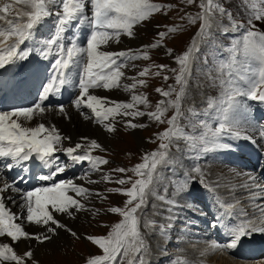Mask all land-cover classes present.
<instances>
[{"label":"snow or ice","instance_id":"6c2138e0","mask_svg":"<svg viewBox=\"0 0 264 264\" xmlns=\"http://www.w3.org/2000/svg\"><path fill=\"white\" fill-rule=\"evenodd\" d=\"M91 5V17L84 15L86 0H61V10L56 13L57 31L56 33L44 41L49 47H58V58L53 64L54 75L49 78V81L43 85V90L40 93L39 101L32 107L19 108L13 111L0 112V157H10L16 161H27L35 155L47 166L54 170L48 176H41V180H50L58 173L65 171V166L54 164V154L57 151V145L62 139L55 126L46 127L45 124L39 123L35 127H25L18 120L23 118L25 121H31L35 116L42 115L49 109L43 106L45 100L50 95L59 93L61 87L71 82L70 76H66V70L72 64H79L80 57L86 55L83 60V73L79 76V94L74 101L77 109L81 105L91 109L98 123L109 121L104 127L108 132H114L115 127L112 121L118 115L131 116H148L149 119L159 123H167L168 128L159 133L158 137L161 140L158 150L146 154L143 157V162L137 164L132 171L138 179L132 181L128 179H118L115 181L118 184L132 183V187L127 190L114 189L113 191L120 192L128 197L126 207L118 206L111 207L109 211L114 214H119L122 220L116 223L107 236H85L84 238L92 244L98 246L103 254L92 255L86 260V264H123V259H127V264H145L143 254L147 252V245L144 236L140 231V220L137 212L144 208L147 204L149 195H156L154 185L160 183L164 178L159 172L162 165H167L171 162L169 149L179 140H184L190 147L196 148L203 145V151H210L212 148L219 147L228 149L230 145L219 144L218 139L223 134L234 135L236 138L241 137L240 125L247 122L246 110L242 108L237 97L246 96L253 100L264 102V33L254 31L255 25L252 20H264V0H242V4L247 5L252 10L251 16L248 19V24L251 26L242 42L234 44L230 50V58L227 62L220 63L216 71L220 74L217 78L210 79L213 83L219 79L222 92L219 98H209L208 108L214 109L217 113L218 127L214 129L209 127L204 121L198 120V113L195 108H188V116L182 109V102L186 97L189 78L192 75V62L199 57L196 53L200 51L199 42H209L212 35L211 29L214 25L221 26L217 20V15L227 17L233 29L243 27L237 23L232 14L223 7L218 0H200L201 12L197 13L196 17H189L190 23H195L200 20L202 23L197 33V38H194L191 45L181 54L175 57L176 63L179 65V70L172 69L176 73L175 81L179 85V90L169 87L168 91L157 89L165 98L176 93L175 99L160 100L155 111L142 112L136 107L143 104L148 106L149 102L146 97L140 95L132 96V103L127 102H111L113 106H106L109 102L106 98L97 97L89 93V89L100 88L112 89L120 87V80L124 73L121 68L123 64L117 63L119 57H129V52L121 51L114 53L110 51H101V46H106L110 40L118 42L119 36L125 34L129 37L134 36L133 28L135 25L148 20L154 12L159 11L162 7L160 4L152 3L151 0H87ZM195 0H187V3H194ZM32 11L24 13L27 16V22L21 24L20 15L9 19L8 13L11 5L6 4L0 7V21L6 23V27L0 25V68L12 62L14 59H25L28 55L27 51L20 50V45L29 40L32 36V30L37 26L42 19L48 17L50 9L48 0H24ZM87 21L91 28V34L87 39V47H79L72 43L70 47H65L61 40L68 25L74 21ZM177 31L176 27L168 29V32ZM227 31V29H225ZM160 40H163L167 35L165 32H160ZM15 38V42L8 44L10 38ZM199 41V42H198ZM160 41L147 45L145 47L158 48ZM171 54V50H169ZM129 58L135 59L133 55ZM144 59H148V55L144 53ZM205 63L207 60L205 59ZM159 68L165 66L160 65ZM148 68H145L139 73L141 77L147 75ZM225 74L227 79H225ZM159 75V72H157ZM164 79H168L167 76ZM144 80H138L133 84L124 85L125 90L135 89L137 84L144 85ZM168 108H173L174 114L166 121L162 119ZM59 111L65 112L63 106H60ZM206 114V113H205ZM15 118V119H14ZM89 117H85L88 119ZM186 119L187 127L192 128L191 134L185 131V127L181 126L179 121ZM126 127L135 129L145 127L146 125L133 123L131 120L126 121ZM203 126L207 131H201L196 135V129ZM259 135L264 139V128H261ZM244 139H252L250 136H244ZM81 139L87 140V137ZM211 145V148L209 147ZM84 146L77 143L75 147H69L65 151L75 162L88 161L93 169L99 170V165L107 164L108 161L90 155L91 149H100L101 145L96 140H91L88 149L83 154L77 153V150ZM102 150V149H101ZM12 167V165H8ZM114 171L126 172L124 168H118ZM200 173V168L194 169ZM104 180H110V177L104 176ZM188 179H192L191 176ZM248 180L251 184L245 183L244 188L259 189V193H253L252 199H261V193H264V188L257 182V178L248 175ZM94 183L95 181H90ZM12 190L19 192L13 184L5 183L0 187V237H8L13 242L23 239H35L41 243L50 241L52 236L56 234L58 228L65 229L73 237H77V233L66 225L60 223L54 218L53 212L67 214L71 216L72 209L82 210L85 205L73 196L68 195L69 190L76 193L77 196L87 197L89 190L84 187H78L72 181H61L52 183L51 186L39 187L33 191L22 193V203L20 207L26 210V220L29 223L46 227V233L32 234L25 231L21 223H17L18 219H22L23 215L17 216L11 213L5 206L3 193ZM163 200L164 197L160 196ZM172 204L173 201H168ZM236 204H227L226 213L234 214L233 210L237 207ZM128 205H134L128 207ZM245 219L235 225L229 233V240L226 243L212 241L205 252L201 255H206L209 252L218 250L227 251L237 247L242 238L251 235L252 233H264V204H259L253 213V217H249L243 209L240 210ZM256 212L259 216H256ZM155 221L146 219L144 227L153 228ZM54 226V227H53ZM161 234H165L164 227L161 225ZM32 251H26L23 255H18L12 245L9 243L0 242V264H25L26 259H31ZM177 264H189L188 261H178Z\"/></svg>","mask_w":264,"mask_h":264},{"label":"rangeland","instance_id":"374dc122","mask_svg":"<svg viewBox=\"0 0 264 264\" xmlns=\"http://www.w3.org/2000/svg\"><path fill=\"white\" fill-rule=\"evenodd\" d=\"M151 2L160 4L164 7H162L159 11L154 12L148 20L135 25L133 28L134 36L130 41L131 44L124 45V49H126L125 52H129V57L134 55L136 58H117V63L124 65V67L121 68V71L124 73V75L120 80V95H115L113 91L114 88L110 90L105 89L108 92L107 96L109 99L120 100L123 95L128 98L127 103L133 102V95L146 97L149 102L148 106L143 104L136 106L139 111L142 112L155 111V106L160 100L175 99V92H173L171 97L165 98L156 90L163 89L164 91H168L170 86L177 91L179 90L180 86L177 85L175 81L176 73L172 71V69H176L177 72L179 70V65L176 63L175 57L181 55L191 45L193 39L197 37V33L202 23L200 20H196L195 23L189 22V17H196L197 13L201 12V8L199 6L200 0H195V2L191 4L187 3V0H151ZM218 2L223 7H225L232 14V18L237 23L242 24L243 27L233 29L227 17L217 15V20L221 26L217 27L215 25L216 28L211 29L212 35L209 42L198 41L201 52L196 53L197 57L199 58L192 62V75L189 78L186 97L182 102L181 109L185 113V116H188L189 114L187 109L190 107L195 108L199 114L198 117H200V120L207 123L208 126L213 129L215 127H212L211 124L214 123L205 117L217 119V113L214 109L208 108V101L209 98H219L222 92V87L220 86L219 79H216V82L213 83V80L210 79V76L212 78H217L220 75L216 71L217 66L220 63H224L229 60L230 50L234 44L243 41L247 30L251 27L248 24V19L250 18L252 12V10L247 7V5L242 4V0H218ZM60 3L61 0H48V4H50L48 7L51 14L48 17L42 19V21L34 27L31 38L24 43L28 52L27 57L38 60L41 50L47 54H57L52 52L58 47L54 45L49 49V47L45 45L44 41L51 38L57 31L56 25L58 17L56 13L59 12L58 7H60L57 4ZM86 3L88 2L86 1ZM6 4L11 5L8 13L9 19H13L19 14L21 17L19 22L21 24L27 22V16L23 14L32 11V9L28 4L24 3V0L23 2H18L17 0H0V7H3ZM85 10L87 11L86 16L90 18V3L85 4ZM220 21H222L227 26L221 24ZM2 22L4 21H0V25L5 24V22ZM252 24L255 25V28L253 29L254 31L264 33V20L258 21L253 19ZM46 25H52V28L49 30L46 28ZM172 27H176L177 31L168 32V29ZM225 29H227V32H224ZM88 31L89 30L82 29L81 32L85 34ZM160 32L167 33L163 40H160L158 35ZM136 35L138 38L137 44L139 47H137L138 45L136 44L135 48L131 47V45L136 40ZM140 40L144 41V44ZM157 41H160V47H145L147 45L156 43ZM61 43L64 44L63 39L61 40ZM109 43H111V47L107 48V51L114 53L121 52L119 49V40L117 42L114 38L113 40H110ZM84 47H87V44H84ZM104 48L105 46H101V50ZM169 50H171V54H169ZM145 52L148 55V59H144ZM205 59L207 60V63H205ZM160 65L165 67L161 69L158 67ZM145 68H148L149 72L147 75L141 77L139 73ZM157 72H159V75H157ZM165 76H167L168 79H164ZM224 78H228L226 74ZM138 80H144V85L137 84L135 89L125 90L124 85L130 86ZM237 99L242 108L246 110L247 113V122H242L240 125V130L241 128L244 129V132L241 131V136L252 137L251 140L253 142L250 144L256 149L264 148V139H261L259 135L261 128H264V107H262L256 100L250 99L246 96L237 97ZM174 111L175 110L173 108H168V111L162 119L166 121L174 114ZM88 117V119L84 120L95 127L94 132H92L93 138L89 139L87 137L88 141L91 142V140H96L101 145L100 149H91L90 155L103 158L107 160L108 163L99 165L100 171L97 172L96 170V172L92 174L91 177L81 174L79 182L89 190L87 197L77 196L76 193L73 192V197L85 205V209L83 210L84 214L78 216L74 222L71 221L74 220L72 219L75 216L73 214L71 216L67 215L65 219H71L68 222L73 226L78 227V229L74 227L77 231L72 229L77 233L78 238L73 237L68 231L65 230L68 237L60 242H56V244L50 246V248L48 244L50 241L41 243L35 240L34 247L41 246L39 249L40 251H38L36 255L34 254V248L15 250L18 255H23L29 250L32 251V258L26 259L25 264H86V260L92 255L103 254L102 250L98 246L92 244L84 237L86 235L107 236L112 230L113 226L122 220V217L119 214L111 213L109 209L116 206L125 208L128 197L113 190L130 189L132 187V183L128 182L121 185L115 181L121 178H131L132 181L138 179L139 177L135 175L132 169H134L137 164L142 163L143 157L146 154L151 153L153 148L159 147L161 140L159 139L158 134L165 131L169 127L166 122L159 123L155 120L149 119V117L146 115L135 118L121 115L120 118L115 117V119L112 121L115 131H107L104 134L94 123L93 115L91 114ZM129 120H131L133 123L146 126L135 129L128 128L126 127L125 122ZM185 121L186 119H181L179 121L181 126H184L182 124ZM213 121L217 122L218 126V120ZM184 127L185 131L191 134V132L188 131L187 125ZM81 131L83 130L80 129V132ZM135 131H139L143 139L146 140L147 148L145 150L138 148V145L136 142H134V139L132 140V132L134 133ZM99 132L101 136L97 138V133ZM195 134L199 135L200 132L196 130ZM60 135L61 137H65L64 134ZM232 136L234 135L223 134L219 137L218 143L230 145ZM239 139L244 138L240 137ZM62 140L69 143L68 145L71 144L69 139ZM77 142L84 144V142H80L79 140ZM73 146L74 144H71V147ZM209 147L211 148V145H209ZM238 147L240 150H247L245 146L239 145V143ZM202 148L203 145L192 148L184 140L176 141L169 149L171 162L167 165H162L159 168V172L164 179L160 183L154 185V191L164 197L163 200L160 199L162 203V209L160 211L157 210V208L148 209L146 214H148V216L150 214H154L155 216L157 215V220L163 221L162 226H172L165 228V230L168 232L167 236L169 239V244L165 246L166 249L164 252L161 251L163 246L159 248V245L156 241H152L151 244L150 238L144 234L142 230H140L147 245V252L143 254L145 264L154 263L155 261L157 264H177L178 261H188L189 264H213L212 259L214 256L216 257L214 264H244L245 262L246 264H255L258 262H264L263 255L254 259L241 258L239 259V261H241L236 263L235 256L229 253L231 249L227 251H220V256H218V251L214 253L209 252L205 258L203 257L204 255H201V253L205 252L206 248L209 247L211 241L207 240L203 243L202 248L205 250L198 249V244L196 243L198 226L190 221V210L185 207L184 204L179 202L183 200L182 193L185 190L193 189L198 185L200 173L204 171L202 167L204 162H200L198 159L200 157L206 158L210 155L207 153V151H203ZM230 148L233 150L231 145ZM222 149L223 148L215 147L212 148L211 152H214L215 155L222 154L226 150ZM60 158L62 161L64 159H71L68 154L62 155ZM249 160L252 161V159ZM197 167L200 168V173L194 171V169ZM118 168H124L127 171L123 173L114 171ZM104 173L111 175L110 180L99 181ZM189 176H191L192 179H188ZM90 181L95 182L91 183ZM231 181L232 182L230 183L234 184V187L238 189V184L236 183L237 181H234V179H231ZM218 193L219 190L212 192V190H206L205 186L203 188V196L206 197V202L209 204L208 211H212L213 213L217 212L219 209L217 203L222 206L219 201L220 198L217 197ZM235 193L237 192L234 191L229 194L231 197H234L236 201H243L242 198H239L242 195L240 193ZM247 195L248 194H244L243 196ZM248 199L249 197H245L244 202H241L239 207L240 209L242 208L249 216L253 217V213L257 205H254L255 201H252V198H250L252 201L251 205L253 206H249V203H247ZM92 200L93 203L90 202ZM151 200H153L152 197ZM168 201H173L174 203L170 204ZM262 203L264 204V202ZM131 206L134 205H128V207ZM145 209L146 206L137 212L139 220L140 215ZM159 212L160 214H158ZM256 216H259L258 212H256ZM231 221V219H225L224 221L225 226H229L230 229L235 226V223L234 225H231ZM160 226V224L158 225L155 223L154 227L157 228ZM154 227L149 229L151 234H160L161 232L154 229ZM194 228L196 230H194ZM57 232H59V229L56 230V233ZM209 235L214 237L215 241L217 242H221L222 240L219 238V235L215 236L214 231L212 234L209 232ZM204 244H207L208 247H205ZM224 254H226L227 257L224 256V258ZM122 259L123 264H127V259Z\"/></svg>","mask_w":264,"mask_h":264},{"label":"bare ground","instance_id":"6f19581e","mask_svg":"<svg viewBox=\"0 0 264 264\" xmlns=\"http://www.w3.org/2000/svg\"><path fill=\"white\" fill-rule=\"evenodd\" d=\"M17 1L23 2V0H17ZM48 6H50V4H48ZM86 14L87 11L84 10V15L86 16ZM83 24H85L86 29L89 30L85 34L81 32ZM3 26L6 27L7 26L6 23L3 24ZM46 28L50 30L52 28V25H46ZM212 28H216V26L214 25ZM65 34L70 35L63 37L64 41H66L67 43V45H65L66 47H70L72 43L77 44V46L79 47H84V44H87V39L91 34V28L87 23V21L84 20L74 21L70 25H68ZM131 39L132 37H129L125 34H121L119 36L120 51H126V49H124L125 48L124 45L131 44L130 42ZM140 41L144 44V41L142 40ZM14 42H15L14 37L10 38L7 41L9 45ZM137 42H138V38L136 35V40L132 43L131 47L136 48L135 45L137 44ZM25 46H26L25 44L20 45V50L27 51ZM0 47H2V45H0ZM110 47H111V43L108 42L105 48L101 51H107V48ZM137 47H139V45ZM57 58H58V54L47 55L43 52V50H41V54L38 60L33 59L31 57H26L25 59L17 58L14 59L12 62L6 64L3 68H0V91L2 92V94L0 95V112L13 111L19 108L32 107L36 103L40 102L39 96L43 90V85H45L49 81V78L52 75H54L52 66ZM77 59H80L81 62L79 64L70 65V68L66 70L65 73L66 76H70L71 82L65 84L60 89L64 91V94L61 97L60 102L63 103L65 112L61 113L59 111L60 105L56 104L54 101H51V98L54 99L57 97L56 96L58 94L57 93L54 95H50L49 98L44 101L43 106L49 109L44 114L35 116L31 121H25L23 118H20L18 122H20L25 127H35L39 123H43L45 124L46 127L49 128L55 126V128L59 131L60 134H64L65 137L69 138L71 144H74L73 147H75V145L78 143L77 142L78 140L80 142H84V144H82L84 147L80 150H77V154H82L86 149H88V145H90V141H88V139L84 140L80 138L88 137L89 139L90 138L92 139L93 138L92 132H94L95 129V127H93L92 125H90L88 122L85 121L86 120L85 117L86 116L88 117L89 115L92 114L94 117V123L97 125V128H99L102 132L106 130L104 125L108 124L109 121L98 123L91 109H88L84 105H81L80 109H77L75 107L74 101L79 94V86H78L79 76L80 74L83 73V60L86 59V55L83 56V59H81L80 57H77ZM113 91L115 95H120L119 92H121V87L114 88ZM89 93L92 95H96L97 97L106 98V100L109 102L106 106H113L111 102H127L128 100V98L123 95L122 98H120V100L109 99V97L107 96L108 92L103 87L89 89ZM120 117L121 115L116 116V118H120ZM80 129L83 131L80 132ZM241 131L244 132V129L241 128ZM100 136H101L100 132L97 133V138H99ZM241 138H243V136H241ZM133 139L134 142H136V144L138 145V148H142L144 150L147 148L146 140L143 139L139 131H135L134 133L132 132V140ZM143 141L145 142V144ZM238 143L239 145H245L248 148L249 152L251 153L257 152L255 156V163L253 165L247 164L246 167L236 166L234 165L237 163L236 160L233 161L231 165V161L230 159H228V157L230 156H225L226 152H228V149H226L224 153L220 155H211L210 157H206V158L200 157L198 160L200 162H206V166H204L203 168L204 171L200 173L198 179V185L195 186L193 189L185 190L182 193L183 202L181 201L179 203L184 204L185 207H187L190 210V214H189V217L191 218L190 221L194 224L199 223L197 224L199 228V230H197L199 236L196 239L197 240L196 243L198 244L199 247L198 249H203L202 248L203 243L206 242L207 240H210L211 242L215 241L214 237L209 235L210 232L209 225L210 226L215 225L214 228L217 231H219L220 234L219 238L222 239L220 243H222L223 240H229V236L223 232V225L221 224L218 218L214 219V222L212 224L209 223L208 225L204 220H202L204 219V217L199 215V213L206 211L202 207L203 206L202 203H205L206 206H209V204L206 202V197L203 196L204 186L206 187V190H212V192H214L215 190H219L217 197L220 198L219 199L220 203L223 205V207L226 208L227 204L229 203L236 204L237 202L235 198L231 197L229 193H232L234 191L237 192L235 194L240 193L242 196L239 198L243 199L242 202H244L245 197L248 198L252 196L253 193H259V189L253 188L251 190H246V188L242 187V185H244L246 182H250L249 185L251 184V181L248 180V175L256 177L257 182L260 183L264 182V149L259 148L256 151V149L250 145L251 143L250 139H238L235 136H232L231 146L238 145ZM68 144L69 143L61 140V143L56 146L57 151L54 154V161H53L54 164H61L65 166V171L62 173H58L57 175L53 176L52 179L47 181L41 180L40 177L50 175V173L54 169L52 167L47 166L44 162L39 160V158L36 157L35 155L27 161H16L10 157H0V187H3L5 183H9V184H13L15 188H18L20 190L19 192L8 190L2 194L4 197L5 206L11 213L16 214L17 216L23 215V218L18 219L16 222L21 223L25 231H27L28 233H32V234L45 233L47 235H51L50 233H46V227L27 222L26 210L20 207L21 203L23 202L21 199L23 192L33 191L39 187L51 186V184L54 182L59 183L61 181H69V180L72 181L73 184H75L76 186H79L80 184L79 178L81 174L86 172L87 169H89L90 173L94 171L93 167L90 164H88L86 161L75 162L73 160L71 161V159H64L63 161L61 160L60 156L67 154L65 150L71 147V144L70 145ZM235 157L237 159H241V160L243 159L240 156H235ZM8 165H12V167H8ZM69 168H70V172H69ZM104 176L111 177L110 174L104 173L102 177L99 179V181L104 180L103 179ZM231 179L237 181L236 183L239 185V187L237 185L238 189L234 187V184L230 183L232 182ZM262 188H264V184ZM248 192L252 194L243 196V194H246ZM68 195L73 196V192L69 190ZM260 195H261V199L258 200L264 202V193H261ZM160 196L162 195L156 193V195H149L147 197L146 209L140 215V230H142V232H144V234H146L150 238L151 244L152 241H156L157 244L159 245V248L163 246L161 248V251L164 252L166 249L165 246L169 244L168 236L161 233L158 235H152L149 228L144 227V221L146 219L155 221L158 225L163 224V221L157 220L158 218L157 215L155 216L154 214H150L148 216V214H146L148 209L157 208V210L159 211L162 209L161 207L162 203L160 199H158V197ZM151 197L153 200H151ZM258 200L252 199V201L255 202H257ZM240 201L241 200H239V202ZM252 201L250 199L247 200V203H249V206L251 207L253 206L251 205ZM90 202L93 203V200ZM84 209L82 210L72 209L73 215L75 216L72 218L74 220L71 219L70 220L74 222L78 216L83 215ZM241 209L238 204L237 207L233 210L234 214L229 215L226 213V215L228 218L231 217L230 219L233 218L241 222L242 220L245 219L243 213L240 212ZM49 211H52L54 218L57 219L60 223L66 225L68 228L73 230H76L75 228L78 229L77 226H73L71 223L68 222L70 220L65 219L67 214L55 212L51 208H49ZM158 214H160V212ZM221 215L222 212L220 211L219 218ZM58 229L59 232L53 235L52 239L50 240V243H48L49 248L50 246L55 245L56 242H60L64 240L66 237H68V235L65 232V229H61V228ZM154 229L161 232L160 227L157 228L154 227ZM202 229H204L205 233L200 234V232H202ZM194 230L196 229L194 228ZM0 242L9 243L10 245L13 246L15 250H19L23 248H34L35 255L38 253V251H40L39 249L41 248V246L34 247L35 239L21 238L19 241L13 242L8 237H0ZM204 245L205 247H208L207 244ZM207 249L208 248H206V250ZM220 251L223 250H218L219 252L218 256H220L221 254ZM236 252H240L239 254L245 252L249 256L251 255L253 257H256L259 254L263 256L264 254L262 255V253H264V233L256 232L242 238V241L238 243L237 247L229 251L230 254H234ZM206 255H204L203 257L205 258ZM224 256L227 257L226 254H224L223 257ZM215 258L216 257L214 256L212 259L213 264ZM236 263H239V261L236 260ZM149 264H157V263L155 261L154 263H149ZM244 264H246V262ZM255 264H264V262H258Z\"/></svg>","mask_w":264,"mask_h":264},{"label":"flooded vegetation","instance_id":"af4514ba","mask_svg":"<svg viewBox=\"0 0 264 264\" xmlns=\"http://www.w3.org/2000/svg\"><path fill=\"white\" fill-rule=\"evenodd\" d=\"M206 175V174H205Z\"/></svg>","mask_w":264,"mask_h":264}]
</instances>
